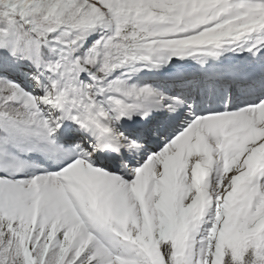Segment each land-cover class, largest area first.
I'll return each instance as SVG.
<instances>
[{"label": "snow or ice", "instance_id": "6c2138e0", "mask_svg": "<svg viewBox=\"0 0 264 264\" xmlns=\"http://www.w3.org/2000/svg\"><path fill=\"white\" fill-rule=\"evenodd\" d=\"M0 264H264V0H0Z\"/></svg>", "mask_w": 264, "mask_h": 264}]
</instances>
